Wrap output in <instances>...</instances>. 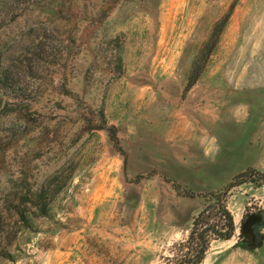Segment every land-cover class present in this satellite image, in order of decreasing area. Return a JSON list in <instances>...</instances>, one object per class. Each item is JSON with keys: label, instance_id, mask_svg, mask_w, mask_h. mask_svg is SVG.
Returning <instances> with one entry per match:
<instances>
[{"label": "rangeland", "instance_id": "obj_1", "mask_svg": "<svg viewBox=\"0 0 264 264\" xmlns=\"http://www.w3.org/2000/svg\"><path fill=\"white\" fill-rule=\"evenodd\" d=\"M263 171L264 0H0V264H174L235 180L201 264H264Z\"/></svg>", "mask_w": 264, "mask_h": 264}, {"label": "trees", "instance_id": "obj_2", "mask_svg": "<svg viewBox=\"0 0 264 264\" xmlns=\"http://www.w3.org/2000/svg\"><path fill=\"white\" fill-rule=\"evenodd\" d=\"M108 130L111 132V138L116 142L115 128L110 127ZM254 175L264 183V171ZM240 184L242 182L235 180L226 187L223 193L210 194L205 197L207 204L192 219L187 238L177 245L178 255L174 264H201L212 242L229 241L232 238L233 218L226 206L225 194ZM42 201H44V191L38 194V203ZM44 206L43 203L41 210L44 213L41 216L46 214Z\"/></svg>", "mask_w": 264, "mask_h": 264}, {"label": "water", "instance_id": "obj_3", "mask_svg": "<svg viewBox=\"0 0 264 264\" xmlns=\"http://www.w3.org/2000/svg\"><path fill=\"white\" fill-rule=\"evenodd\" d=\"M264 228V212L260 213V222L254 226V233L255 235L261 231ZM256 243L258 242V239L255 240Z\"/></svg>", "mask_w": 264, "mask_h": 264}, {"label": "flooded vegetation", "instance_id": "obj_4", "mask_svg": "<svg viewBox=\"0 0 264 264\" xmlns=\"http://www.w3.org/2000/svg\"><path fill=\"white\" fill-rule=\"evenodd\" d=\"M260 222V216H259V220L257 221V222H255L254 224H252L251 226H250V229H249V231H250V234H251V236H252V238L254 239V241L255 240H257L258 239V241H260V233H261V231H259L256 235H255V233H254V226L256 225V224H258ZM256 243V242H255Z\"/></svg>", "mask_w": 264, "mask_h": 264}]
</instances>
